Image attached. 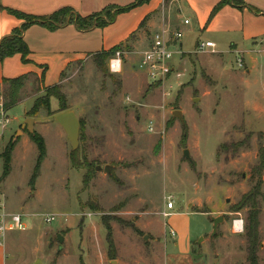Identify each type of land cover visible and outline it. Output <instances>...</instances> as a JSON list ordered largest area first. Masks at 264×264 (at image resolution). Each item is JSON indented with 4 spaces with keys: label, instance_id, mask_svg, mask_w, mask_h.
Here are the masks:
<instances>
[{
    "label": "rangeland",
    "instance_id": "rangeland-1",
    "mask_svg": "<svg viewBox=\"0 0 264 264\" xmlns=\"http://www.w3.org/2000/svg\"><path fill=\"white\" fill-rule=\"evenodd\" d=\"M108 15L111 11L104 13ZM157 16L161 18V12ZM180 32L182 39L171 50L182 56L174 55V73L161 82H149L137 69L149 36L142 30L118 46L102 68L92 56L62 72L52 87L64 95L66 108L80 121L75 151L53 119L59 112L56 100L50 99V116L40 110L33 118L26 117L33 103L44 99L47 88L35 76L24 80L19 103L9 109L10 134L0 141V210L24 215L23 223L30 227L8 235L14 239L8 264H111L102 218L111 230L116 264H163L158 236L157 241L178 254L191 244L193 254L203 256L198 264H248V209L234 207L258 181L254 170L260 155L264 158V119L246 124L247 116H256L245 111L242 94L243 86L251 95L262 93L264 63L252 55L258 65L246 85L241 84L238 77L247 68L243 57L239 55V69L238 55L198 53L196 42L214 37L186 27ZM225 44L217 51L224 52ZM117 52L121 66L113 73L110 60ZM255 98L262 100L260 95ZM173 111L181 112L185 128L172 118ZM27 119L33 121L32 134L43 137L46 149L34 191L29 180L37 151L25 129ZM9 141L15 145L11 171L1 180L2 155ZM236 145L240 149L232 154ZM184 150L190 162L183 158ZM106 166L109 174L102 172ZM85 174L89 182L83 187ZM260 179L264 195V167ZM168 201L175 203L172 213H184L181 208L189 205L193 212L189 222L181 215L174 220L159 215ZM257 202L256 256L258 264H264V203L259 198ZM216 217L224 221L210 238L211 218ZM234 221L242 222L241 233L233 232ZM164 225L173 232L171 238ZM58 236H66L59 253Z\"/></svg>",
    "mask_w": 264,
    "mask_h": 264
},
{
    "label": "crops",
    "instance_id": "crops-1",
    "mask_svg": "<svg viewBox=\"0 0 264 264\" xmlns=\"http://www.w3.org/2000/svg\"><path fill=\"white\" fill-rule=\"evenodd\" d=\"M136 1L0 0V42L23 25L21 20L9 15L6 12L8 10L29 17L48 18L61 9H68L76 17L84 19L108 9H113L114 13L116 9L126 8ZM221 2L222 0H148L145 4L127 13L117 15L112 24L101 29L93 27L88 30H80L72 22L60 26L54 31L41 25L30 26L22 34L23 42L29 51L26 57L27 62L23 63L20 55L0 61V88H2L3 79L10 80L23 76H35L40 78V82L45 88L52 87L59 83L60 74L68 66L124 45L132 34L141 30L144 35L148 36L149 34L145 41L146 49L153 34L161 28L171 31V28L173 29L175 26L179 31L186 27L192 31L206 33L214 37V41L208 39L205 42H212L215 45L217 55L223 57L240 55L243 57L247 68L245 75L238 78H240L241 84L246 85V81L258 65L252 55H259V59L264 63V0H230L228 4L215 11ZM158 12H161V18L158 16L156 18ZM171 12L173 20H171ZM184 20H188L189 24L184 25ZM222 42H226L223 46L225 51H217ZM199 43L203 42H196L195 47ZM172 46L170 45V49ZM175 54L179 55L180 53L176 52ZM181 56L179 55V57ZM173 63L172 61V73H174ZM243 88L242 98L245 111L256 116L255 119L252 118V115L245 119L246 124L252 125L254 120L259 122L262 117L264 119V84L261 94L258 92V94L251 95L247 92L246 86ZM257 95H260L262 100L255 98ZM181 209L184 213H172L171 210H166L165 205H162L159 215L172 220L181 215L189 222L193 216L189 205ZM26 226L30 227V224L27 222ZM167 226L164 225L165 228H168ZM168 229L170 233L171 230ZM9 234L7 233L2 243L0 242V264H8L9 247L12 246V240H14L8 237ZM24 238L26 237L18 239ZM157 240H160L159 236ZM157 240V244L162 246L163 264H198L197 262L203 258V256L193 254L191 244H188V249L183 254H178L171 252V247L169 248ZM63 242H66V236L63 238ZM64 246L62 244L61 251ZM172 246L177 247L175 243Z\"/></svg>",
    "mask_w": 264,
    "mask_h": 264
},
{
    "label": "trees",
    "instance_id": "trees-1",
    "mask_svg": "<svg viewBox=\"0 0 264 264\" xmlns=\"http://www.w3.org/2000/svg\"><path fill=\"white\" fill-rule=\"evenodd\" d=\"M148 0H137L132 5L122 8V9H116L113 13V9H108L106 11H103L102 13H99L97 15H93L84 19H81L79 17H76L73 15V13L68 9H61L57 11L56 13L52 14L48 18H34L25 16L13 11H6L9 15L15 17L18 20H21L23 22V25L19 29H15L9 37H6L1 40L0 42V61H3L6 58H10L14 55H20L21 61L23 63H26V57L29 54V51L23 42L22 34L25 32L30 26L33 25H41L49 29L50 31H54L60 26H64L67 23H75L77 27L80 30H88L93 27L95 28H104L109 24H112L116 18L117 15L127 13L130 10L139 7L143 4H145ZM230 0H222V2L216 7L215 11L221 8L222 6L228 4ZM107 11H111V15H108L107 18L104 16V13ZM118 47L113 48L112 50L104 53H98L96 55L95 59L100 60L98 62L99 69L102 68L103 62H105L109 56L117 50ZM62 76V73L60 74V77ZM27 78V76H23L16 79H3L2 80V86H4L3 93L0 90V93H2V97L4 99V105L6 109H11L15 107L20 99V91L23 87V82ZM55 87L47 88L45 90V97L43 100H37L33 103L31 109L26 113L27 118H33L38 114L40 110H44L45 113L50 116V99H54L58 102L59 105V112L67 111L66 108V99L64 95H61L59 93L54 92ZM57 113V114H58ZM79 121V120H78ZM80 125V121H79ZM80 130V129H79ZM29 140L35 145L36 151H37V157L36 162L33 167L30 180H29V188L31 191H34V184L36 179L39 176V170L42 162L46 158V149L43 138L37 134L34 133L32 135H29ZM78 142H80V136L78 137ZM14 143H11L9 141L6 146L5 150L2 155V174H1V180H5L11 171V156L12 152L14 150ZM240 145H236V148L232 151V154H236L238 150L240 149ZM235 147V146H233ZM225 146L223 147V149ZM239 148V149H238ZM77 155L76 153H73V156ZM260 163L257 169L254 170L258 177V181L256 185L251 189V191L242 197L240 203L234 207V210L241 209V208H247L248 209V231L246 233V241H247V262L248 264H258L257 262V256H256V249L258 245V236H257V227H258V221L257 217L259 214V203L257 202V199H261L264 203V195L260 192V185H261V179H260V173L264 167V158L263 154L260 155ZM71 163L74 164V158L71 157ZM89 178L88 174H85L83 176V187H86L88 185ZM102 224L106 230V244H107V257L109 260L113 261L115 260V249L114 244L112 241L111 236V230L110 227L105 222L104 218H102ZM136 233L139 234V231L134 229Z\"/></svg>",
    "mask_w": 264,
    "mask_h": 264
},
{
    "label": "built area",
    "instance_id": "built-area-1",
    "mask_svg": "<svg viewBox=\"0 0 264 264\" xmlns=\"http://www.w3.org/2000/svg\"><path fill=\"white\" fill-rule=\"evenodd\" d=\"M184 25H188L189 21L184 20ZM182 39L180 31H170L167 28H161L158 32L153 34L150 44L140 54L137 61V69L144 74V76L151 83L161 82L168 77L172 72V60L175 52L170 49V45ZM198 53H216L215 45L212 42L199 43L197 45ZM120 53L117 52L115 57L110 60V71L116 73L120 70L121 61ZM237 67L242 68V61L237 56ZM9 110L5 108L4 99L0 93V141H3L11 131L13 119L9 117ZM166 210H173V201H168L165 204ZM163 216H166L163 214ZM23 215L7 214L0 210V241L2 242L7 233L23 232L26 230V224L23 223ZM53 218H46L45 223L50 224ZM232 230L234 233H241L243 230L241 221H234L232 223ZM170 236L173 232L170 231Z\"/></svg>",
    "mask_w": 264,
    "mask_h": 264
},
{
    "label": "water",
    "instance_id": "water-1",
    "mask_svg": "<svg viewBox=\"0 0 264 264\" xmlns=\"http://www.w3.org/2000/svg\"><path fill=\"white\" fill-rule=\"evenodd\" d=\"M171 116L173 119L179 121L182 128H185V123H184V120L182 118V114L180 111H173ZM53 119L57 123V125L63 130L66 136L67 142L70 144L71 151H75L78 148V144H79L78 137H79V129H80L79 121L77 117L75 116V114L72 111L67 110V111L56 114ZM32 122L33 121L31 119H27L24 122L26 126L25 129L27 130L29 134L33 133V125H32L33 123ZM182 156L186 161L190 162L189 153L187 150L183 151ZM109 169L110 167L106 166L102 168V172L104 174H109ZM100 170H101L100 167L95 168V171H100ZM223 221L224 220L222 217L211 218L213 229H212L210 238H213L216 235L217 228ZM146 238L147 237H144V239ZM57 241H58L57 253H59L61 252V249H62L63 238L61 236H58ZM111 264H116V262L112 261Z\"/></svg>",
    "mask_w": 264,
    "mask_h": 264
}]
</instances>
